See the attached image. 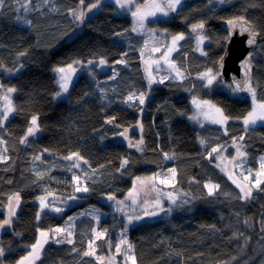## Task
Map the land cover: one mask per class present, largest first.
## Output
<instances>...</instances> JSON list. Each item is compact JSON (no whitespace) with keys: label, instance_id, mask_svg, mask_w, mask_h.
<instances>
[{"label":"trees","instance_id":"1","mask_svg":"<svg viewBox=\"0 0 264 264\" xmlns=\"http://www.w3.org/2000/svg\"><path fill=\"white\" fill-rule=\"evenodd\" d=\"M94 1L85 0V5ZM133 1L140 5L148 0ZM27 2L4 0L0 5V83L16 89V111L0 128L1 149L6 147L9 157L0 162V221L8 216V197L19 192L21 198L12 225L0 229V246L5 248L0 264H16L28 255L38 229L47 231L60 225L68 211L85 205L106 210L108 218L98 225L89 216L77 219L73 243L49 241L36 264H101L97 257L107 252L106 240L111 239L113 251L124 224L123 216L102 199L113 195L121 200L136 177L169 168L176 169L174 186L164 187L176 197L170 206L168 202L163 205L165 211L170 207V214L164 211L159 218L141 219L128 228L136 264H264V191H254L248 201L240 200V189L214 165V155H208L212 148L228 146L235 138L246 153L245 168L257 170L258 156L264 153V125L245 131L242 123L232 119L248 113L250 100L234 93L227 82L223 88L225 84L219 80L207 85L200 78L210 68L215 72L223 53L226 30L221 22L243 16L259 35L252 52V79L257 97L264 98V0H226L223 4L197 0L166 18L149 20L148 32H163L165 37L183 33L185 37L171 55L184 78L151 85L139 56L145 49L143 36L131 30L128 14L115 13L113 3L102 2L94 14L80 22L68 14L79 0H49L47 4L31 0L25 11ZM201 21L204 28L193 32L192 25ZM195 34L206 38L203 54L194 49ZM100 58L107 61L104 70L93 61ZM122 58L126 63H116ZM89 60L96 62L94 66L82 67L68 92L56 96L54 69ZM17 68L16 73L6 74ZM113 69L116 75L110 79ZM140 93L147 94L143 105L125 102L130 94ZM192 96L219 105L231 119L226 129L190 124L185 116L191 111ZM34 115L40 130L21 144ZM113 118V123H106ZM135 125L143 138L142 150L119 138ZM73 152L88 163L82 160L80 168L68 171L73 161L63 157ZM165 153L175 158L165 159ZM36 156L42 159L35 160ZM125 159L128 163L121 168ZM37 171L45 173L42 180H37ZM73 174L89 188L78 194L83 201L61 216L44 211L37 220V195L51 192L58 199L72 195L76 186ZM206 183L219 188L210 196ZM106 224L107 238L97 241L95 256H84L91 229L102 232ZM117 264H125L124 255L117 257Z\"/></svg>","mask_w":264,"mask_h":264},{"label":"snow or ice","instance_id":"2","mask_svg":"<svg viewBox=\"0 0 264 264\" xmlns=\"http://www.w3.org/2000/svg\"><path fill=\"white\" fill-rule=\"evenodd\" d=\"M45 4L49 3V0H43ZM182 0H150V2H146L144 5L137 6L134 11L131 12V15L133 17L134 24L137 25L140 28H143L144 26V20L149 16H155L157 13L168 15L169 12H175L177 10V6L180 5ZM212 0H209V3H211ZM226 0H219V3L223 4ZM4 3V0H0V5ZM31 3V0H28V3L25 4L23 7L25 11L28 10V5ZM101 3V0H95V3H90L87 5L86 8H80V5L85 4V0H79L78 6L76 9L70 8L68 9V14L74 18L76 21L83 22L85 19V14L88 12H91L93 9L97 8ZM115 4L121 8H128L129 5L133 4V0H115ZM79 9V10H78ZM30 23V21H28ZM229 32L231 34L232 29L238 28L240 30L241 34L247 33L249 38L247 40L248 45H254L256 43V36L258 33L254 30L253 25L250 21H248L245 17L240 16L235 19H230L227 21ZM204 28V22L201 21L198 24L192 25V31L197 32L198 30H202ZM132 31H137V27H133ZM117 35H120V33H117ZM184 34L180 33L172 37V43L171 46H168V51L164 52L161 56V60H164L165 62L169 63L170 68L176 71V78L183 79V73H181L177 68L176 65L171 64L169 62V57L171 56V53L176 51V46L178 43L183 40ZM204 36H198L197 41L198 44L202 43L204 41ZM147 45V41L145 42ZM152 51L154 52H160V48H153ZM145 53L142 51L141 55L143 56ZM19 55H24V53H20ZM126 55V54H125ZM252 53L250 52L248 54V57L245 58L244 61L241 62V67L244 69V80L241 82L233 80V83L236 85L234 88H232V91L235 92H247L251 96V102L252 107L251 110L247 113L246 116L243 117V125L245 126V131L250 126L256 125L258 122H264V98H258L256 89L252 86L251 83V60ZM81 61H73L72 63L67 65V68H57L55 71L60 74L59 77V91L56 93V96H60L63 93L68 92L69 89V83L73 79V74L76 73L77 67L76 65H81ZM89 65L93 64V61L89 60L87 62ZM107 61L104 58H100L98 63H96V67H101L106 65ZM116 63H126V61L122 58L121 60L117 61ZM148 67L146 68V72L148 74V82L151 85L152 83L156 82L155 78L152 75L151 66L152 64H155L157 68L160 67V61L154 60L149 62H145ZM0 67H3L2 64H0ZM8 71H13L12 69H9ZM116 75L115 69H113V77H110V79H114ZM221 76V73L215 72L213 73V70L210 68L207 72L201 73L200 78L207 81V85H212L214 81H216ZM169 77L165 76L162 77L158 82L163 83L165 79H168ZM0 88H3V85H0ZM15 88H8L2 97V99L5 101L3 105V110L0 111V128H2L5 124V122L9 119L10 115L14 114L16 109L13 106L11 100L9 99L11 93L15 92ZM146 93H140L137 97L135 94H130L126 98V103L133 100H138L141 105L145 103ZM193 104L196 105V107L203 112V109L205 106H208L212 109H214V112L209 115V113H204L206 118H210L213 123L224 125L226 122L230 119L228 116H226L222 109L215 107L214 105H210V102L208 101H197L195 98L193 99ZM143 111V109H141ZM114 119H110L106 121V123H113ZM142 127V126H141ZM39 125H38V118L37 116H32L30 120L29 127L27 128V131L25 133V136L20 139L21 144L27 143V139L29 136L35 135L39 131ZM128 129H125L124 132L120 133L121 136H123L125 139H127L126 133ZM239 141H243L244 137L240 136ZM201 144L205 143V140H200ZM4 144V140L0 138V145ZM143 145V138L141 137L140 141L136 145H132L130 143V147L135 146L137 150H142ZM233 146L236 147L237 156L232 158V163L234 165V168H239L240 164L242 163V158L246 156V153L241 150L242 145L236 143V139L234 138ZM45 151H47L45 149ZM221 151V146L212 148L211 152H209V157L212 156L213 153H219ZM165 159H174V155L170 156L169 154H164ZM9 159L7 156V148L5 147L2 151H0V162H5ZM35 160H41V156L34 157ZM63 159L67 161H73L72 167L68 169V171H72V168H80L81 164L80 161L83 160L85 164L88 162L83 159L82 156H80L79 153L73 152L70 155L63 157ZM128 163V160H123L121 162V168H123ZM217 167H220V164H217ZM261 171H257L254 175V179L252 176V171L248 170V175H244L243 172L240 174L243 176V180L248 183H241L236 179H233L232 176H229V179L232 180L234 184H236L237 188L240 189L239 199L242 201H248L253 198L254 191H264V157H261ZM225 170V169H222ZM95 171V170H94ZM169 173H171L172 176V183L174 186L175 177H176V169L172 168L168 170ZM37 180H42L44 178L45 173H41L37 171ZM159 174H157L158 176ZM156 177L154 176L152 178V188L155 190V181ZM72 180L74 184L76 185L74 188V191L79 192H88V187H81V177L78 175L73 174ZM137 181L140 182V184L143 186L149 181L141 180L139 177L137 178ZM35 183V181H34ZM161 184H168L169 181L164 179L160 180ZM133 189L129 192L128 197L132 200V203H136V197L138 195V190L136 188V181L133 182ZM204 187L208 190V195H213L219 188V185L212 184V183H206ZM53 193L47 192L46 195H42L37 197L39 201V208L40 211L36 213V219L39 220L41 217V213L44 212L45 209H50L51 211H54L56 213H61L64 211L61 207H56L55 204L49 200V197H52ZM75 196L69 197V199H75ZM109 200H115V196L109 195ZM168 199L171 200L173 203L175 202V197H173L171 194H168ZM14 202V203H13ZM21 203V198L19 192H16L8 197V216L0 221V229H4L5 227H10L12 225V218L16 216V209ZM118 205H121V208L118 210H122L124 206V201H117ZM156 209L159 210V212H164L165 209L161 207L160 199H159V193L156 199V203L153 206ZM170 211V209H169ZM157 211H149L148 209L144 210V216L151 217L157 215ZM83 215V213L81 214ZM89 215H92V213H89ZM72 217L68 218V221H66V227H56L49 229L47 231L38 229L39 236L36 239L35 243L30 245V251L28 252L27 256L21 257L20 260L16 262V264H36L38 260L41 258L42 251L44 249V246L46 243L49 242V240H53L55 243H68L72 244L73 240L71 237L73 236V224L71 223ZM93 219H99V216H93ZM142 219L141 216H128V223H131L133 220H140ZM245 224H248V221L245 220ZM262 225H264V221H261ZM127 227V225H125ZM262 231H264V227H262ZM18 235V234H17ZM91 235L92 239L88 241V250L83 253L84 256H95L96 248L95 245L97 241H102L107 238V230L101 232L98 231L96 228L91 229ZM242 235V234H240ZM116 253L118 255H124L125 256V264H127V261L130 260L131 264H136V259L134 254H132L133 245L128 242L126 236L122 235L119 239L118 243H116ZM73 251H76L75 248H73ZM5 255V248L0 246V257H3ZM235 259V258H233ZM97 260L103 264L104 258L97 257ZM112 260H115V257H112Z\"/></svg>","mask_w":264,"mask_h":264},{"label":"rangeland","instance_id":"3","mask_svg":"<svg viewBox=\"0 0 264 264\" xmlns=\"http://www.w3.org/2000/svg\"><path fill=\"white\" fill-rule=\"evenodd\" d=\"M104 1L111 2V3H113L115 5V13L116 14H118V15H121L123 13L128 14L130 19H131V30L133 29V27H137V31H133V32L143 36V42H144V45H145V49L143 48L142 50H140L139 56H140V60L142 62V69H143V71H144V73L146 75V78H148V74L146 72V68L148 67V65L145 62L147 61V62L150 63L151 61L157 60V61H160V67L157 68L155 64H152V66H151L152 75H153V77L155 78V81H156L154 83H158V81L162 77H165V76L169 77L168 79H170V80H180V79L176 78V71L173 70L172 68H170L169 63L165 62L164 60H161V56L163 55V53L168 51V46H171L172 37L177 35V34L169 36V37H165L163 32L154 33V32H148L147 31L148 30L147 22L149 20L154 19V18H158V17L166 18L168 15L165 16L163 14L157 13L155 16H149V17H147L144 20L143 28H140V27H138L137 25L134 24L131 12L134 11L137 6L144 5L146 2H150V0H148L145 3L140 4V5H136L134 3V1H133L132 5H129L128 8H124V9L119 8L115 4V0H101V3L104 2ZM27 3H25V4H27ZM92 3H95V1L92 2ZM101 3H100V5H101ZM88 4H90V3H88ZM88 4L86 3V5L85 4L84 5H80L79 7L80 8H86ZM100 5L97 8L93 9L91 12L86 13L85 14V18H87V17L91 16L92 14H94L99 9ZM30 17H31V15L28 14V18H30ZM74 34H75V32H74ZM198 36H203V35L202 34H197L195 36L194 49H195V51L197 53L203 54V45L206 43V38L204 39V41L202 43L198 44V41H197V37ZM146 41L148 42L147 45L145 43ZM154 47L155 48H160L161 51L160 52L152 51V49ZM142 51L145 53L143 56L141 55ZM172 54H173V52L171 53V55ZM93 61H97V63H98L99 59L98 60H93ZM169 62L171 64H173L171 62V56L169 57ZM95 63L96 62H93V64H91V65H89L88 63H81V65H76V67H77L76 74L79 73V71L81 70L82 67L86 66L87 68H90L91 66H94ZM98 68L104 70L105 65L101 66V67H98ZM18 70H19V68L15 69L13 71H7L6 74L7 75H11V74L16 73ZM207 71L208 70H206L204 72H207ZM53 73L55 74L56 85H57L58 91H59L58 81H59L60 74H58L55 71V69H54ZM213 73H215V72L213 71ZM215 82L216 81H214L213 83H215ZM206 84H207V81H206ZM223 84H225V83H223ZM0 85H1V83H0ZM8 88H11V87L0 88V111L3 110V105L5 103V101L2 99V97L4 96V94H5V92H6V90ZM223 88H227V85L225 84L223 86ZM13 95H14V92L11 93V95L9 97V99L12 102V104H13ZM63 95H64V93L62 95H60V97L63 96ZM136 96L138 97L139 95H136ZM194 97L195 96L190 97V100H192ZM249 100H250V106L252 107L251 98ZM133 101H138V100H133ZM204 101H208V102H210V105H214L215 107L220 108L219 105H217L216 103H214L213 101H211L208 98L204 99ZM13 106H14V104H13ZM250 110H251V108H250ZM205 112L209 113V115H211L214 112V109H212V108H210L208 106H205L204 109H203V112H202L199 109H197L195 107H192L191 111L185 117H186L187 121L190 124H192L193 126L201 127L203 125H215V126H218V127L222 128L223 130L226 129L227 123L231 120V119H229L226 122V124H224V125L216 124V123H213L210 118H206V116L204 115ZM12 115H10V117ZM243 117L240 118V119H232V120H236V121H238V122L243 124ZM257 125H264V122H258L256 125H253V126H250V127H254V126H257ZM132 133H134V135H132ZM140 135H141L140 128H139L138 125H135L132 128L128 129V131L126 133L127 139H125L121 135L119 136V138L122 139L123 141H125L129 145H130V143L132 145H136L141 139ZM236 143H238V142H236ZM1 148H3V145H0V151L3 150ZM132 148L137 149L135 146H132ZM231 151H232V153H231ZM213 155L215 157L214 165L217 167V164H220V167H217L219 170H222V168H223L225 170H222V171L224 173H226V175H228V177L232 176L233 179H236V180H238L241 183H248L246 181L245 182L242 181V177L243 176L240 174L241 171H242L244 173V175H248V169L245 168L243 158H242L243 162L240 164L239 168H234V165L232 163V158L237 156L236 147L233 146V142H231L228 146H221V151L218 154L217 153H213ZM261 157H264V153H262V154H260L258 156V164H259L258 169L255 170V171L251 170L253 178H254V175H255V173L257 171H261V167H260ZM216 159L218 160V162H217ZM241 168H242V170H240ZM169 169H172V168H169ZM168 170H165V171H162V172H156V173L148 175V176H138L141 180L149 181V183H147V184H145L143 186L140 184L139 181H137L138 177L135 178L134 181H136V188L138 190V195L136 197V203L135 204L132 203L131 199L127 198L129 193L121 200H118V199L109 200L108 197L102 199V201H104L105 203H107L108 205H110L112 207V209H113V211L115 213H118L119 215L123 216L124 224H123V228L120 229V231H119V235H118L119 239L121 238L122 235L126 236V238H127L128 228L130 226L138 223L139 221H141V219L140 220H133L131 223H128V216L129 215H131V216L139 215V216L142 217L143 214H144V210L145 209H148L149 211L156 209L153 206L156 203V199H157L158 193H159V199H160L161 207H163V205H165L167 202L169 203V206L171 204H173V202L168 199V194H170V193L164 191V187L169 186V185L172 184V176H171V173H169ZM157 174H159V175L157 176ZM154 176L156 177V179L154 181L155 190H153V188H152V178ZM164 179L168 180L169 183L168 184H161L160 180H164ZM80 186L81 187H85L83 185L82 181L80 183ZM133 187H134V185L132 186L131 190L133 189ZM83 193L84 192L77 193V192L73 191L72 195H68V196H65V197L61 196L59 199L53 194L52 197H49V200L52 201L55 204L56 207H61V208L64 209V211L61 212V213H56V212H54V213L57 216H61L65 212L70 210L72 207H74L75 205L81 203L83 200H82L81 197L78 196V194H83ZM46 194L47 193L38 194L37 197L42 196V195H46ZM171 195L173 197H175L174 194H171ZM72 196H75L76 198L75 199H69V197H72ZM37 197L35 198V202L37 201L36 203H38V206H39V201H38ZM175 199H176V197H175ZM117 201H124V206H123L122 210H118V209L121 208V205H118ZM169 209H170V207H168L166 209V211L164 213L165 215H169L170 214ZM49 210L50 209H45L44 211H49ZM7 211H8V209H7ZM39 211H40V208H39ZM82 213H83V215H81ZM89 213H92V215H89ZM84 216H89V217H92V218H93V216H99L98 220L95 219L96 220V224L98 225L99 222L101 221V219L108 218L109 215H108V212L106 210H103V209L95 207V206L85 205V206H82V207H76L73 210L68 211L67 214L64 216V220L62 221V223L60 225L56 226V227H66L67 226L66 225V221H68L69 217H72L73 219H72L71 223L73 224V230H74L75 221L77 219L81 218V217H84ZM125 225H127V227H125ZM105 226H106V230H107L108 229L107 224ZM56 227H54V228H56ZM103 231H105V229H103ZM71 239H72V237H71ZM49 241H52V240H49ZM105 247H106V251L107 252L99 256V257L104 258L103 264H117V257L118 256H123V255L122 254L118 255L116 253V248L115 247H114V250L111 251L112 243H111V239L110 238L106 240ZM112 257H115L114 261L112 260ZM127 263L131 264V261L128 260Z\"/></svg>","mask_w":264,"mask_h":264},{"label":"water","instance_id":"4","mask_svg":"<svg viewBox=\"0 0 264 264\" xmlns=\"http://www.w3.org/2000/svg\"><path fill=\"white\" fill-rule=\"evenodd\" d=\"M195 1L197 0H182L181 4L177 6V10L175 12H169L168 14L173 15L178 10H180L182 7L191 5ZM235 18H232V19H235ZM227 21L228 20L221 22V25L226 30V36L223 41V53L216 63L215 72L221 73V76L217 80H219L221 83L227 82L230 84L231 88H234L236 85L233 83V80L238 81V82H241L244 80V69L241 67V62L244 61L246 57H248V54L250 52L252 53L253 50L256 49L257 43L259 40V35L256 36V43L254 45H248L247 44V40L249 38L248 34L247 33L241 34L238 28L232 29L231 34H230ZM250 63H251L250 76H251V83L253 86L252 60H250ZM64 68H67V66ZM75 78H76V74L74 73L73 79L69 83V87L74 82ZM236 93L243 99L249 100V98L251 97L250 94L247 92L242 91V92H236ZM195 99L200 102L204 101L203 99H200L197 97H195ZM191 105L197 108L196 105L193 104V100L191 101ZM151 211H157L158 214L155 216H151V217H146L143 215L142 220L156 219V218H159L164 213V212H159L158 209H154Z\"/></svg>","mask_w":264,"mask_h":264}]
</instances>
